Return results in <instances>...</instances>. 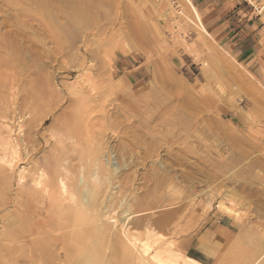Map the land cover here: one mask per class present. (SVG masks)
I'll return each mask as SVG.
<instances>
[{"label":"rangeland","instance_id":"rangeland-1","mask_svg":"<svg viewBox=\"0 0 264 264\" xmlns=\"http://www.w3.org/2000/svg\"><path fill=\"white\" fill-rule=\"evenodd\" d=\"M191 1L0 0V264H147L109 213L264 264V104L241 83L264 101V0H242L259 34L240 56L216 28L238 0Z\"/></svg>","mask_w":264,"mask_h":264},{"label":"bare ground","instance_id":"bare-ground-1","mask_svg":"<svg viewBox=\"0 0 264 264\" xmlns=\"http://www.w3.org/2000/svg\"><path fill=\"white\" fill-rule=\"evenodd\" d=\"M168 2H170V1H168ZM190 4L192 5V8H193V10L197 16V20L199 22L198 28L201 31H203L204 33L209 34V32L207 31V29L205 28V26L201 20V17L199 15L197 9L195 8V6H193L192 3H190ZM169 5H171V8L176 10V6L174 5V3H171ZM171 11H172V9H171ZM168 14H169V12H168ZM127 51H129V50H127ZM241 79H242L241 83H243V85L245 87H247V89L249 91L250 95L249 94L248 95L250 97H252V99L255 102H259L260 104H264V101H263V98H262L260 91L253 84H251L246 78L241 77ZM10 143H11L10 141H7L6 144L4 145V152L5 151L8 152L9 146L11 145ZM14 151H15V153H11L9 155L7 154V152H5L4 157H2V159L0 160L1 162L4 163V165H7V167L9 169L13 168V165H14L13 163L17 159L16 149ZM24 174H25V170L23 168L19 174L20 181L23 180ZM42 183L43 182L40 179H38L35 181V186L40 188L42 186ZM60 190H61L62 196L65 199L68 200L69 198H71L72 201L74 202L73 195L69 194L68 189L66 188V186L63 183L61 184ZM85 202H86V200H85ZM219 207H221L223 210V207H225V204L221 203ZM225 209H226V207L224 208V210ZM232 209L233 208L229 207L228 212H226V215H228V216L233 215L234 216L235 212L233 211L234 209L233 210ZM224 210H223V212H224ZM109 215H110V213H109ZM109 215H108V218L106 219V224L108 223L109 225H111L115 228L116 234L121 239L120 242L124 243V245L126 243L125 246H127L128 249H132L135 252V254H137V257L139 259H141V261H143L147 264H200L197 260H194L193 258L187 256L182 250L177 249L176 246H174L172 243L166 242L167 240L165 241V236L157 233L156 230L152 226L148 225L147 228L145 229L144 233L140 235L137 231L132 230L131 226H129V224H128L130 221L128 218L129 216L128 217L126 216L123 218V222H122L123 225H121L120 228L118 229V220L112 216H109ZM127 218L129 221H127ZM111 226L108 228L110 229ZM112 232H113V230H112Z\"/></svg>","mask_w":264,"mask_h":264},{"label":"crops","instance_id":"crops-1","mask_svg":"<svg viewBox=\"0 0 264 264\" xmlns=\"http://www.w3.org/2000/svg\"><path fill=\"white\" fill-rule=\"evenodd\" d=\"M189 1L192 2L191 0ZM202 1L217 2L218 7H223L229 0ZM242 3V0L232 3L231 10L228 12L227 9L223 7L217 15L219 19L216 23V28L223 30L222 32L226 41L237 48V56L251 54V51L257 47L256 40L259 34L257 21L248 17L249 11ZM258 63V61L254 60L248 65V69H257ZM185 254L189 257L191 256V258L197 260L200 264H211V257L206 254V252H203L198 248L193 247Z\"/></svg>","mask_w":264,"mask_h":264},{"label":"built area","instance_id":"built-area-1","mask_svg":"<svg viewBox=\"0 0 264 264\" xmlns=\"http://www.w3.org/2000/svg\"><path fill=\"white\" fill-rule=\"evenodd\" d=\"M245 3H248V0H245Z\"/></svg>","mask_w":264,"mask_h":264}]
</instances>
